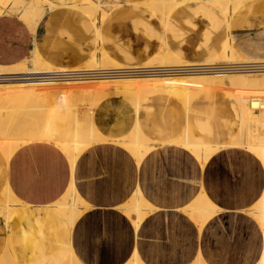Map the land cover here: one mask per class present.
I'll list each match as a JSON object with an SVG mask.
<instances>
[{
    "label": "crops",
    "instance_id": "crops-1",
    "mask_svg": "<svg viewBox=\"0 0 264 264\" xmlns=\"http://www.w3.org/2000/svg\"><path fill=\"white\" fill-rule=\"evenodd\" d=\"M50 1L58 6L36 26L0 15V64L23 60L34 45L57 67L87 60L98 36L91 20L69 6L78 0ZM145 1L114 0L101 23L102 46L121 64L150 60L164 40L180 59L201 62L222 49L228 33L264 35V0H243L230 18L217 6L187 0L165 26ZM230 98L208 91L185 105L158 92L135 109L111 96L92 110L102 132L123 134L137 124L154 143L187 130L200 141L226 145L205 162L166 142L136 160L113 142L91 145L73 160L48 141L22 145L8 160L0 151V199L8 187L17 206L7 219L0 213V256L7 253L18 264H58L68 255L78 264H264V230L251 214L264 197V162L248 148L228 144L239 127ZM68 191L78 211L72 222L57 207ZM133 199L141 200L139 217L127 210ZM197 203L216 212L200 220L186 210Z\"/></svg>",
    "mask_w": 264,
    "mask_h": 264
},
{
    "label": "bare ground",
    "instance_id": "bare-ground-1",
    "mask_svg": "<svg viewBox=\"0 0 264 264\" xmlns=\"http://www.w3.org/2000/svg\"><path fill=\"white\" fill-rule=\"evenodd\" d=\"M184 1L187 0H147L142 3L153 12L154 10L160 11L157 18L159 23L165 26L170 12L178 3ZM194 1L203 7H219L226 16L225 18L243 2V0ZM70 7H74L85 19L91 20L96 30V35H98L97 37L99 38L101 36L100 26L107 11L101 9L90 0H78V2L70 4ZM226 36L228 37H226L222 49L209 59L201 62H185L172 52L164 40V42L162 41L163 46L160 51H157L158 53L153 58L139 65L121 64L112 59L108 54L106 61L95 63L93 60L95 57L90 54L84 63L85 67L82 68L83 70H79L77 67L75 70L72 68L68 70V68L65 67H57V72L49 71L35 74L1 72L0 99L4 103V108L1 104L0 108L5 111V113L3 112L4 114H0V151L4 156L3 158L8 160L21 144L39 140L56 143L71 160L77 157L83 149L98 142H113L125 147L128 152L135 157V160L141 159L146 153L152 150L157 143L163 144L166 142L179 144L189 149L197 159L203 162H205L218 147L225 145L224 143H221L222 145H217V143L200 141L192 137L187 130L172 140L154 143L144 135L137 124H130L129 131L123 134L102 132L94 123H90V120H92V110L84 112L83 116V114L80 113L81 111H79L80 109L83 110V108L79 109L77 107V102L81 101L78 100L75 102L71 93L73 89H78V93L79 91L80 93L81 91H85L86 93L87 89L93 96L98 92H100L101 95V90L109 86L108 88H111L116 95L123 96L124 98L126 97V99L135 106V109H138L146 98L158 92H167L177 95L185 105H188L193 98L202 92L215 90L227 92L231 97L229 101L234 103L235 113L239 119L238 132L228 141V144H243L264 162V106L259 107L257 101L263 100L262 102L264 103V99H260L257 96L255 97L253 94L255 91H261H258L261 89V86L253 80L255 76L252 71L255 69H250L254 62L249 58H238V55L234 57L232 35L228 33ZM161 37L164 38L165 35ZM93 48L94 51H99L103 46L100 47L94 43ZM105 53L107 52L105 51ZM235 63H243L241 65L246 66L238 67V69H232L230 71L223 70V66ZM110 65H113L114 68L108 69ZM78 71H80V74H78L80 75L79 77L74 75L75 72L77 73ZM82 72L85 74L81 75ZM261 74H264V72ZM117 75H124V77L112 78ZM75 77L82 79L79 80V86L72 88L71 79ZM262 83L264 84V81ZM109 94H107V97ZM51 97H60L63 104L61 103L60 106L56 105L57 102H55L56 106L54 105L48 110H44L45 108L41 107V105L43 106L41 103L45 100L47 101H45L44 104L47 103L50 101L48 99ZM83 97L84 98L81 97L83 100L88 98L84 96V93ZM103 97L106 98V96ZM103 97H99L98 101ZM90 100L86 102L89 103ZM94 102L93 104L90 102L92 108L94 107ZM87 106L85 107L86 109L89 108ZM44 107L46 106L44 105ZM2 109H0L1 112ZM13 110L20 111L19 113L23 115L14 116L15 114L12 113ZM85 121L89 123H85ZM124 122L129 123V120H125ZM71 188L73 193H75L73 185ZM69 191L66 193L68 194L67 198L58 203L57 207L64 212L68 216L70 222H72L78 211L76 210V204L73 202L72 193L70 194ZM13 197L10 189L6 187L4 197L0 199V213H2L6 219L17 210V206L13 203ZM263 198L253 206L251 214L260 222L264 230ZM140 202L141 200H139L137 204L130 203L132 206L128 209V211L137 212L138 217L142 215L139 212V207L141 206ZM186 210L190 211L192 216L195 215L200 220L203 216L208 217L215 211L209 208V205L206 206L201 203H197L194 206L190 205ZM73 256L74 255H68L66 258L71 261H76ZM66 258L58 264H71ZM12 259L13 258L7 254L4 257H0V264H12Z\"/></svg>",
    "mask_w": 264,
    "mask_h": 264
},
{
    "label": "rangeland",
    "instance_id": "rangeland-1",
    "mask_svg": "<svg viewBox=\"0 0 264 264\" xmlns=\"http://www.w3.org/2000/svg\"><path fill=\"white\" fill-rule=\"evenodd\" d=\"M94 1H97L100 4V6L105 11H107V12H108V10L110 8H112V7H114L116 5V2H114V0L113 1L112 0H94ZM56 6H58V5H55L50 0H0V15H2L4 12L5 13H8L9 15L13 16L18 21H20V22L23 21L28 26L32 27V26H36L39 23V21L42 19V17L45 14V12L54 9V7H56ZM154 13H156L157 15H159L160 14V11H155L154 10ZM58 14H60V13L58 12ZM99 38L96 37L94 39V43L97 44L98 46L102 47V43H101V41H100ZM231 38H232V41L234 42V44L232 42V49H233V56L234 57H236L238 55L237 56L238 58H241V57L243 58L244 57V58H249V59L250 58H254V59H264V35L263 34H240V35H232ZM104 53H105L104 48H100L99 51L92 50L91 54H92L93 57H95L93 59L94 62L95 63H101V62L106 61L107 60V53H105L106 55ZM250 60H252V59H250ZM252 61L254 62V64H256V63H259V64L262 63L263 64L264 63V61H254V60H252ZM84 63L81 64V65H79V66H76V67L79 70H83L82 68L85 67L84 66ZM76 67H73L72 69L75 70ZM112 68H114L113 65H110V67H108V69H112ZM68 70H71V68H68ZM49 71L57 72L58 71L57 70V66H54L51 63H49L48 61H46L42 57V55L38 52V50H37V48H36L35 45L33 46V48H31L30 54L28 53L26 55V57H24L23 60L18 61V62L13 63V64H10V65L0 64V73L1 72L2 73L3 72H5V73L6 72L7 73H13V72H19L20 73L21 72V73H27V74H30V73L31 74H35V73H42V72H49ZM79 72L80 71H78L77 73L75 72L74 75H77L79 77L80 76V75H78V74H80ZM263 72H264V70H261V69L253 70L252 71V73L255 76L253 78V80L261 86L260 87L261 89L258 90V91H260V90L261 91L260 92L255 91L253 94H254L255 97L257 96L260 99L261 98L264 99V84L262 83L264 81V74H261ZM82 74H85V73L82 72L81 75ZM78 77H75L76 79L75 78L74 79H71L72 88H75L76 86H79L80 85L79 80H81L82 78H78ZM120 77H124V75H117V76H114L112 78H120ZM108 87L109 86H107V88ZM107 88L105 87L103 90H101V93L103 94V95L101 94L102 96L100 95V92H98L95 95L96 97L93 96L87 89H86V93L88 95L85 93V91H81V93L79 91V93H78L77 92L78 89H73L72 90V93L71 94H72V98L75 99L74 101L76 102V101L80 100L82 102L81 103V102L78 101L77 102L78 103L77 104V107L79 109L80 108H83V110L82 109L79 110V111H81L80 113L83 114V116H84V112H89V110H93L94 109L95 105L99 102L98 101L99 97L106 96V98L103 97L102 99H100V100H103V99L110 98L111 95L112 96H118V95H116V93H114L112 91L111 88H108V90H107ZM109 89H110V91H109ZM105 92L107 94L110 93L109 94L110 96L108 95V97H107V94ZM83 93H84V96H86L88 98H85L84 100L81 99V97L84 98L83 97ZM165 93H167V92H165ZM225 93H227V92H225ZM172 95H174V94H172ZM174 96L177 97V95H174ZM94 97H95V102H94ZM121 97H123V96H121ZM86 99L87 100H90L91 99V100L89 101V103H87L88 101ZM124 99H126V97ZM48 100H50V101H48L49 103L47 102V103L44 104V102L47 101V100H45V101H43V103H41V104H43V106L41 105V107L45 108L44 110H48L51 106H54L55 105V102L58 103V104L56 103V105H60L61 106V103L63 104V101H61V98L60 97H56V98L55 97L54 98L51 97ZM51 100H53V101H51ZM1 101L2 100L0 99V102ZM90 102L92 104L94 102V107L93 108H92ZM0 104L3 105L4 104L3 101ZM44 105L46 107H44ZM64 106H65V104H64ZM86 106L89 107V108L86 109L85 108ZM2 107L4 108V105ZM5 107H7V106H5ZM0 109H2V108H0ZM9 109H18V108H9ZM254 109H256V108H254ZM3 112L5 113V111L3 109H2V112L0 110V114L1 113L4 114ZM19 112L20 111H15V110L12 111V113L15 114L14 116L23 115V114H21ZM40 113H41V111H40ZM27 116H29V115H27ZM85 123H89V122L88 121H85ZM90 123H93L92 120H90ZM238 129H239V127H238ZM237 132H238V130H237ZM237 132H236V134H237ZM48 142H50V141H48ZM52 143H54V142H52ZM100 143H107V142H98V143H94V144H91V145H96V144H100ZM25 144H27V142L21 144V146L22 145H25ZM54 144L56 146H58L59 148H61L56 143H54ZM91 145H89V146H91ZM239 145L244 146L243 144H239ZM244 147H246V146H244ZM85 149H83V150H85ZM3 197H4V195H3ZM130 203H132V204H135L136 203L137 204L138 201H136V200L133 199ZM132 204H128L127 205V210L131 208ZM5 255H7V253L2 254L0 257H4ZM68 261L71 264H78V262H76V261H71V260H68ZM12 264H18V263L16 261L14 263V259H12ZM261 264H263V263H261Z\"/></svg>",
    "mask_w": 264,
    "mask_h": 264
},
{
    "label": "built area",
    "instance_id": "built-area-1",
    "mask_svg": "<svg viewBox=\"0 0 264 264\" xmlns=\"http://www.w3.org/2000/svg\"><path fill=\"white\" fill-rule=\"evenodd\" d=\"M241 64H243V63H240V64L239 63H235V64L228 65V66L225 65V66H223V70L230 71L232 69H238V67L246 66V65H241ZM251 66H252V68H250V69H255V70L264 69V64L256 63V64L251 65ZM257 101H258L259 107L264 106V103L262 102L263 100H257Z\"/></svg>",
    "mask_w": 264,
    "mask_h": 264
}]
</instances>
